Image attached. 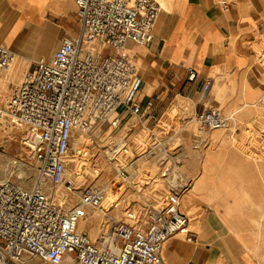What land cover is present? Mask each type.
Returning a JSON list of instances; mask_svg holds the SVG:
<instances>
[{
    "label": "built area",
    "instance_id": "2783aa9c",
    "mask_svg": "<svg viewBox=\"0 0 264 264\" xmlns=\"http://www.w3.org/2000/svg\"><path fill=\"white\" fill-rule=\"evenodd\" d=\"M74 1L79 34L64 36L52 56L37 59L0 103V134L8 127L22 130L27 151L11 165L32 167L37 177L24 186L20 175L11 171L4 179L0 170V264H164L169 237L196 240L182 206L194 183L183 166L182 133H190L193 151L202 156L213 131L233 128L236 112L209 103V77L197 100L180 105L187 98L177 91L169 106L180 110L160 126V97L141 98L142 78L127 46L154 40L160 1ZM221 3L226 7V0ZM261 27L264 41V21ZM15 59L12 47L0 43V75ZM255 59L264 66V47ZM198 78L188 67L187 83ZM98 126L115 137L100 142ZM98 154L105 162L93 161ZM130 187L144 194L142 205L122 204ZM107 189L116 195L108 207ZM93 209L100 212L96 239L79 227Z\"/></svg>",
    "mask_w": 264,
    "mask_h": 264
},
{
    "label": "crops",
    "instance_id": "0c3cea01",
    "mask_svg": "<svg viewBox=\"0 0 264 264\" xmlns=\"http://www.w3.org/2000/svg\"><path fill=\"white\" fill-rule=\"evenodd\" d=\"M162 1L154 40L127 45L142 78L141 98L158 94L164 110L179 90L197 100L211 77L210 102L233 110L243 100L258 99L264 111V66L255 59L264 0H226V7L223 0ZM79 30L74 0H0V43L17 55L0 81L23 78L37 59L52 56L64 36ZM191 66L199 73L193 84L187 83ZM227 76L234 90L222 83ZM221 150L226 157H214ZM221 150L212 148L205 158L195 150L186 156L183 166L194 184L182 206L196 240L181 233L169 237L164 264H264V161Z\"/></svg>",
    "mask_w": 264,
    "mask_h": 264
},
{
    "label": "rangeland",
    "instance_id": "374dc122",
    "mask_svg": "<svg viewBox=\"0 0 264 264\" xmlns=\"http://www.w3.org/2000/svg\"><path fill=\"white\" fill-rule=\"evenodd\" d=\"M161 2V0H159ZM163 3L165 2L162 1ZM264 47V41L261 42V44L257 45V48H262ZM2 76V75H0ZM10 76L7 79H3L2 81H0V103L4 104L7 99L10 96L11 93V88L13 86V84L17 83L19 80L14 79V77H12V84H9L8 81H10ZM218 80V79H217ZM229 83V86L226 85V83ZM219 83V80H218ZM223 84H225V88L226 87H230L234 90L235 88V82L233 81L232 78H230L229 76L225 77V79L222 81ZM218 99H221V96L218 95L217 96ZM264 98V97H263ZM259 100L257 99V101H248V100H243L241 101L240 105H234V109L230 110L227 109L225 110L228 113H232L235 112L237 110H245V112L247 113V111H250V114L247 116L242 115V113H238L236 114V123H234V126L231 130H215L212 133V143L210 145V147L204 151V154L202 156H199L201 158H205L206 154L210 152V150L216 149L218 148L219 150L221 149H226L228 148V152L227 155L231 156L230 152H232L233 154L239 155V156H245L247 158L250 159H255L257 161H264V138L263 136H261V131L264 130V111H263V107L261 105L260 107V103L258 102ZM264 102V99H263ZM187 104L189 103V100L187 99H180L179 103L180 105L182 104ZM210 104L219 106L222 108V104H215L213 101L210 102ZM264 106V103H263ZM199 109H201V106H198ZM253 108V109H251ZM224 109V108H223ZM251 109V110H249ZM179 107L177 106V110H175V112H173L172 116L168 119L165 120L163 119L164 117L161 118L160 121V126L164 125V124H169L172 122V120H174V116L175 114H177V112H179ZM229 110V111H228ZM241 114V115H240ZM193 125V124H192ZM239 127L238 131H235L236 127ZM193 127H196V125L194 124ZM248 129H250V131H248ZM137 130H133L130 132V134L132 133V135L134 136V134H136ZM120 132V131H118ZM115 133V131L113 132V134ZM111 134V130H107L105 133L102 134V136L100 137L101 140L106 139L109 135ZM145 134V130H142L138 137H141ZM189 132H184L182 133L183 137L182 140L187 149V153L186 151L184 152V156L185 153L188 154L189 156H192L194 151L192 149V141H191V137L189 135ZM22 135V130L20 129H15V128H11L8 127L6 128L1 134H0V163L3 169H5L8 164H9V173L12 171V167L11 166V162L18 158V159H23L24 156L27 155V151L24 149L23 145L20 142V138ZM121 135V134H120ZM137 138V137H136ZM181 139V138H180ZM247 153V154H246ZM214 157H226V154L223 153V151H219L216 155H214ZM211 157H209V155H207V159L210 160ZM104 161V159H102L101 154H98V156L96 157V159H93V161ZM23 171L26 172V174L30 177V182L27 184L28 186H31L34 183V180L37 178L36 177V172L35 169H33L32 167H27V166H22ZM14 175L18 176L19 173H21V171L18 173V168H14ZM7 174V173H6ZM19 184H21V182H23L25 184V182H27V180H22L21 178L17 180ZM194 184V183H193ZM126 192L123 194L122 199H123V205H126L127 203H132L135 205H142L144 203V199L143 196L144 194H141L139 192H137L136 190H134L132 187L127 188L125 190ZM150 191V190H149ZM185 208V207H184ZM187 211V210H186ZM122 212L119 213L118 216H121ZM190 214V213H189ZM99 217H100V212L99 215L91 218L90 220L86 221V227L89 228L91 236L96 239L99 236L100 233V224H99ZM183 235V234H182ZM41 264V263H40ZM63 264H68L67 262L63 263Z\"/></svg>",
    "mask_w": 264,
    "mask_h": 264
},
{
    "label": "bare ground",
    "instance_id": "6f19581e",
    "mask_svg": "<svg viewBox=\"0 0 264 264\" xmlns=\"http://www.w3.org/2000/svg\"><path fill=\"white\" fill-rule=\"evenodd\" d=\"M161 3V2H160ZM17 56V55H16ZM16 60V59H15ZM14 60V61H15ZM14 63V62H13ZM11 67V66H10ZM8 71V70H7ZM7 71H5L4 73H2L1 75L2 76H5V74H6V72ZM2 76H0V77H2ZM6 77V76H5ZM22 79V78H21ZM20 79V80H21ZM20 80H19V82H20ZM8 83L9 84H12L13 82H12V80H10V81H8ZM208 103V102H207ZM165 111L163 112V114H162V117H164L163 119H165V120H168L171 116H172V114H173V112H175V110H177V105H175V104H171L168 108H166V109H164ZM161 117V118H162ZM194 125V124H193ZM99 128H98V134H100V137L102 136V134L103 133H105V132H103V129H104V127H102V126H98ZM218 130H221V129H218ZM126 132V128H124V129H121V132H120V136H122V134H124ZM213 133V132H212ZM113 137H115V134H110L106 139H103V140H101L100 139V142H104V141H106L107 139L108 140H110V139H112ZM76 138L77 139H82V135L81 136H79V135H77L76 136ZM187 153V152H186ZM185 153V156H184V153H183V163L185 162V158H187L186 156L188 155V154H186ZM247 154V153H246ZM22 166H24V165H21V166H17V167H13L12 165L10 166V167H12V171L14 172V168H18V173L21 171V173H19V175H20V177H21V179L24 181V180H27V182H25V184L23 183V182H21V185H26V186H28L27 184L30 182V177L26 174V172L25 171H23V168H22ZM144 166H146V165H144ZM152 166V165H151ZM185 169V168H184ZM0 170H1V174H2V177L4 178V179H7L8 177H9V164H8V166L5 168V169H3L2 168V166H1V163H0ZM7 173V174H6ZM102 181L104 182L103 184L104 185H106V183H107V180H105V178L103 179L102 178ZM109 192V195H108V197H107V199H106V201H105V204H106V206L108 207L110 204H112L113 202H114V200H115V197H116V195H114V193L110 190V189H107ZM116 213H117V216L119 215V213H121L120 212V208L119 209H117L116 210ZM97 215H99V212L97 211V210H95V209H93L92 211H91V214L88 216V217H85V218H83V219H81L80 220V222H79V227L82 229L83 227H86V224H85V222L86 221H88V220H90L91 218H93V217H95V216H97ZM120 217V216H119ZM72 264H73V260H72Z\"/></svg>",
    "mask_w": 264,
    "mask_h": 264
}]
</instances>
